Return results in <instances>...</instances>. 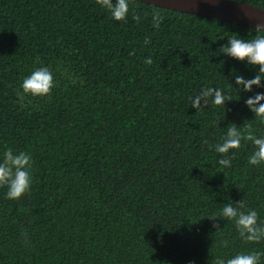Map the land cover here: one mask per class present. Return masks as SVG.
<instances>
[{
    "label": "trees",
    "instance_id": "trees-1",
    "mask_svg": "<svg viewBox=\"0 0 264 264\" xmlns=\"http://www.w3.org/2000/svg\"><path fill=\"white\" fill-rule=\"evenodd\" d=\"M234 35L264 32L136 0L122 21L95 0H0V162L7 149L33 161L28 193L10 200L0 187V264H214L264 252L232 221L208 219L243 200L264 223L252 142L229 151L231 167L210 147L229 124L264 137L245 105L264 80L251 92L235 85L258 66L219 52ZM41 67L51 94H24L23 79ZM204 87L232 100L196 111L189 97Z\"/></svg>",
    "mask_w": 264,
    "mask_h": 264
},
{
    "label": "clouds",
    "instance_id": "clouds-1",
    "mask_svg": "<svg viewBox=\"0 0 264 264\" xmlns=\"http://www.w3.org/2000/svg\"><path fill=\"white\" fill-rule=\"evenodd\" d=\"M96 4L104 8L115 21L125 20L129 12V0H95ZM195 2V0H194ZM210 3H217L218 0H208ZM133 19L139 21L140 16L134 15ZM153 27L160 28L163 17L160 11L153 9ZM255 32H264V22H257ZM219 52L238 61H246L247 65L256 67L258 72L252 79H246L241 75L235 76V85L239 90L251 92L253 86L261 87L264 80V35H257L253 39L245 40L237 38L235 35L227 39V43L219 48ZM146 64L153 63L151 58L144 61ZM55 86L53 75L48 67L35 69L30 75L25 77L20 85L24 94L33 97H44L51 94ZM190 106L196 111H202L209 103L214 106H221L227 101L232 100L230 96H225L221 89L215 87H204L195 96H190ZM264 93H256L246 101V107L260 119L264 124ZM251 141L255 150L250 155L248 163L250 165H260L264 163V137L257 138L249 124L244 131L237 125L229 124L223 143L216 144L214 150L224 156L218 163L222 167H231L232 157L228 156L230 150L239 149L241 141ZM207 144V141H204ZM32 157L29 153L20 151L14 153L12 149H7L3 153V160L0 162V187H6V198L18 200L29 192L32 184ZM245 208L243 200L236 203L225 204L219 213L208 217L209 220H229L245 243H259L264 241V223L259 222L258 214L255 210ZM213 228L219 229L218 223H213ZM26 235V232H22ZM28 242L27 240L25 241ZM223 246L227 247L228 241H222ZM264 252L254 251L249 253H238L234 257L227 259H216L214 264H261V257ZM192 264V262H190Z\"/></svg>",
    "mask_w": 264,
    "mask_h": 264
},
{
    "label": "water",
    "instance_id": "water-1",
    "mask_svg": "<svg viewBox=\"0 0 264 264\" xmlns=\"http://www.w3.org/2000/svg\"><path fill=\"white\" fill-rule=\"evenodd\" d=\"M180 13L218 19L227 23L254 29L257 22H264V9L237 0H136Z\"/></svg>",
    "mask_w": 264,
    "mask_h": 264
}]
</instances>
